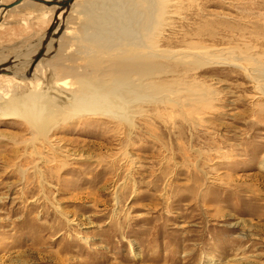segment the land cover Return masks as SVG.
I'll return each instance as SVG.
<instances>
[{"label": "rangeland", "instance_id": "374dc122", "mask_svg": "<svg viewBox=\"0 0 264 264\" xmlns=\"http://www.w3.org/2000/svg\"><path fill=\"white\" fill-rule=\"evenodd\" d=\"M126 1L0 12V99L62 112L0 104V264H264V0Z\"/></svg>", "mask_w": 264, "mask_h": 264}, {"label": "bare ground", "instance_id": "6f19581e", "mask_svg": "<svg viewBox=\"0 0 264 264\" xmlns=\"http://www.w3.org/2000/svg\"><path fill=\"white\" fill-rule=\"evenodd\" d=\"M110 1L112 2L107 3L108 4L107 8L101 5L104 7V9H106L105 11L104 9L100 8V20L104 18L102 21H107V20L114 21L115 18H120L121 16L124 15L123 13L127 11L129 7V4L127 5V7L124 6L125 3L127 2L126 0H119L120 1L119 4L121 5L120 7L118 6V4L115 3L116 0H110ZM1 3L3 2L1 1ZM90 9H93V7ZM2 10H4V7L0 9V12ZM126 14L128 13L126 12ZM105 15H107V18H105ZM139 57L140 55H136L134 53H131L130 55L125 57L126 61L128 59L131 62L128 63L129 65L126 66V68L124 69L120 82L128 85L130 81L129 77L127 76L129 75L128 72L131 71L132 69L138 70L146 66L148 60H146L145 57L141 56V59H139ZM39 86H40L39 82H34L32 84L33 88L29 91V93L26 94L24 98L10 101V103L6 101L7 96L5 95L3 99L2 98L0 99V104H3L2 106L4 107L7 104L5 110V116L21 117L27 121L33 133L46 134L50 131L52 127H54L55 125L54 123L60 118L62 112L60 113L56 109L50 107L49 103L51 102V99L48 96H45L44 94L38 92V90H40ZM72 105L74 108L73 110L76 113L99 112L100 108H104V111L107 112L110 111L114 106V105L112 106V104L105 97L100 96V93H98L97 90L96 91L94 90V92H92L91 94H85L82 97L77 98ZM0 117H3V114L1 112H0Z\"/></svg>", "mask_w": 264, "mask_h": 264}, {"label": "water", "instance_id": "95a60500", "mask_svg": "<svg viewBox=\"0 0 264 264\" xmlns=\"http://www.w3.org/2000/svg\"><path fill=\"white\" fill-rule=\"evenodd\" d=\"M22 1H24V0H12L11 2H8V3H1V0H0V9L2 7H4V9L11 8L15 5L20 4ZM34 1H40V2H44V3H48L50 5L51 4H58V5H61L63 7H69L74 0H34Z\"/></svg>", "mask_w": 264, "mask_h": 264}]
</instances>
